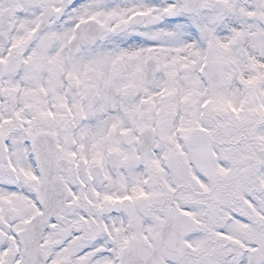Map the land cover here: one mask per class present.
<instances>
[{
	"label": "snow or ice",
	"instance_id": "snow-or-ice-1",
	"mask_svg": "<svg viewBox=\"0 0 264 264\" xmlns=\"http://www.w3.org/2000/svg\"><path fill=\"white\" fill-rule=\"evenodd\" d=\"M0 264H264V0H0Z\"/></svg>",
	"mask_w": 264,
	"mask_h": 264
}]
</instances>
